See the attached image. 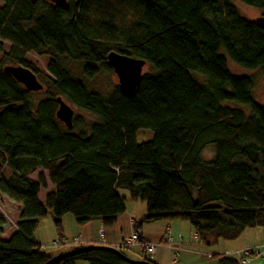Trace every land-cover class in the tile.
<instances>
[{
    "label": "trees",
    "instance_id": "trees-1",
    "mask_svg": "<svg viewBox=\"0 0 264 264\" xmlns=\"http://www.w3.org/2000/svg\"><path fill=\"white\" fill-rule=\"evenodd\" d=\"M235 1L264 11V0H1L0 193L20 208L12 232L0 233V264H130L104 248L49 253L33 240L48 212L58 229L65 214L78 225H112L125 211L121 190L144 202L133 221L140 241L142 225L160 219L188 221L205 245L264 227V106L252 96L253 77L229 68L264 76V29ZM110 52L150 68L130 97L117 87L107 95L87 89L83 79L112 70ZM31 54L47 58L50 86L37 103L3 70L22 65L37 77ZM58 97L95 120L75 116L65 128L55 117ZM207 147L213 156L205 160ZM43 172L51 189L41 200Z\"/></svg>",
    "mask_w": 264,
    "mask_h": 264
},
{
    "label": "rangeland",
    "instance_id": "rangeland-1",
    "mask_svg": "<svg viewBox=\"0 0 264 264\" xmlns=\"http://www.w3.org/2000/svg\"><path fill=\"white\" fill-rule=\"evenodd\" d=\"M234 4L236 5L238 11L240 12L241 15H243L245 18L249 19V20H254L256 17L262 16L264 15V11L247 6L245 4H243L240 1H235ZM0 6H1V0H0ZM28 58L31 59L34 62V65L37 67L38 71H39V75L37 76L38 81L45 87H49L50 83L48 82L47 78L45 77V65H46V57H38L35 55H28ZM67 68L70 70V72L77 77L82 78V74L80 72V67L78 64L76 63H69L67 65ZM229 68L230 70L237 75H249L253 77L254 80V85L252 87V96L255 100V102H257L258 104L264 106V76L258 71V70H253V71H247L244 70L236 65H234L233 63L229 62ZM143 73L149 72L150 68L149 66H144L142 68ZM196 78H198V80L200 82H203L202 77H197V75H195ZM87 89L88 90H92V91H96L99 92L103 95H107L108 93H110V91L114 88L117 87L118 85V80L116 75L114 74V72L111 70L110 72H100L98 73L93 79H83ZM45 97V93L44 90L41 91H36V92H32L31 95V100L33 103H37L38 101L42 100ZM63 101H65L72 109H73V117L75 116H81L82 118H84V120L87 121H93L95 120V117L92 116L91 114L85 112L84 110H81L79 108H77L76 106H74L67 98L63 97L62 98ZM225 104L227 105H232L235 107H239L241 109H243L245 111L246 114L249 113V110L242 105L236 104V103H232V102H226ZM62 124V123H61ZM63 125V124H62ZM64 126V125H63ZM65 127V126H64ZM66 128V127H65ZM213 156V149L212 147H207L203 153H202V158L207 160L210 159ZM40 170H37L35 172H33L32 174H30L28 177L36 180L37 179V175L38 172ZM45 178H46V172H43ZM8 175V172H6V170L4 171V177H6ZM51 189V185L49 184V182L47 181L46 178V187L44 189H40V193L38 195L39 199H43L44 195ZM120 194L125 198L124 202H125V207L129 210V212L138 215L139 216V212L140 210H145V205L144 202L140 201V200H132L129 197V194L126 190H121ZM8 198H6L5 196H3L0 193V214H4V217L6 218L3 222L2 225H4V227L6 228L4 231L0 230L1 236H4V234L2 233H6L9 232L10 230H12V225L11 223H16L17 219H18V212L15 209L14 205L10 202H8ZM11 201V200H10ZM163 221H167V220H161ZM160 220L157 221H153L150 223H145L144 224V228L147 229H152L153 227H157L158 225H160L162 222ZM175 221V223H180V226H178L177 228V224H176V228L177 230L180 231V238H182L183 242H185V246L183 248H190L193 250V245L194 243H199V239L198 237L194 236V232L192 227L190 226L189 222L186 220H173ZM171 222V221H169ZM65 223V224H64ZM76 221L74 219V217L71 214H66L61 222L62 225V230H61V234L64 237H70L71 233L73 232L74 226ZM3 227V226H2ZM259 229H264L263 227L259 228ZM247 231H249L251 233V230H249V228H246V233H248ZM9 234V233H8ZM6 234V235H8ZM246 235V236H244ZM260 239L256 241V245L255 246H263L264 245V232L261 235L260 234ZM33 237L35 239V242L37 244H42V245H50L52 243L53 240L58 239L59 237H61L60 235V231L58 230V228H56V226L53 223L52 217L50 212H48L46 214V216H44L43 218L39 219L34 231H33ZM243 237H247V234H241V236L235 238V239H218L217 242L215 244H211V245H202V247H205V249L207 248L206 252H183V251H178V254L176 256V261L173 262V264H215V260L212 258L211 251H215L216 249L219 250L216 253H222L224 252L223 250L228 249L231 250L229 248H232L238 244H240L243 240ZM190 245V247H189ZM69 248H65V247H59L57 249H51L50 247L45 248L44 251H47L49 253H63V252H67ZM244 249V248H243ZM242 250V249H241ZM121 251L129 258L134 259V256L127 251V249L121 248ZM160 251V249H159ZM158 251V252H159ZM240 251V250H238ZM167 256L169 258V256L173 258V251H171V255H169V252H167ZM225 254L231 255L233 257L238 258V254L237 251H229ZM147 256L149 260H151L153 254H149ZM171 260V258L169 259ZM76 264H88L85 261H77ZM248 264H264L263 259H257V260H253Z\"/></svg>",
    "mask_w": 264,
    "mask_h": 264
},
{
    "label": "crops",
    "instance_id": "crops-1",
    "mask_svg": "<svg viewBox=\"0 0 264 264\" xmlns=\"http://www.w3.org/2000/svg\"><path fill=\"white\" fill-rule=\"evenodd\" d=\"M8 202L14 205L17 212L19 211L20 204H17L10 200H8ZM131 212H129V210L125 207V211L117 215L113 224L110 226H104L100 219H91L81 225H78L77 223H75L76 225L74 226L73 232L71 233V236L69 238L62 236L61 234L62 225H61V228L58 229L60 231L61 238H64L65 240H68L69 242L72 240L73 237L78 238L77 243L75 244L73 243L72 245H65L61 247L69 248L68 250H70L72 247L77 246V245H81V246L105 245V246H111V247H116V248L117 247L124 248L121 246L123 238L129 236L134 231L133 221L135 219H138L142 214H144L145 210H140L139 216ZM65 215H63V217L61 218V222ZM161 220H166V219H160V221ZM173 220H179V219H171V220H167L163 222L161 221L162 223L160 225H158L157 227H153L152 229L144 228V224H145L144 223L140 229V236H141L142 241L158 243L156 251L153 253V256L151 258V261L155 264H173V262L176 261V256L179 250L183 252L194 251L197 253H200V252L204 253L207 251V248L205 249V247H202V245L204 244H202L200 240H199V243H194L193 250L190 248H187V246L186 248H183L185 246V242H183L182 238H180V231L177 230L178 226H180V223H175V221ZM176 224H177V228L175 227ZM12 228L14 229V227ZM259 228L261 227L249 228V230H251V233L249 231H247L248 233H246V229H244L241 232V234H247V237H243V240L240 244L232 248H229L231 250L224 249L223 250L224 252L222 253H227L229 251H238L243 248L255 246L256 241L259 240L261 237L260 234L262 235L264 232V229H259ZM5 229L6 228L4 227V225L0 224V230L4 231ZM12 230L6 233H2V234H5V235L8 233L10 234ZM167 231L173 238L172 247L162 244L160 242L161 239L167 233ZM241 234L239 236H241ZM33 240L35 241L34 237H33ZM124 249H127V251L130 252L134 256V259L143 258V252L138 245H135L130 248H124ZM171 251H173L174 253L173 258L172 256L171 257L169 256L168 258L167 252H169V255H171ZM217 251L219 250L216 249L215 251L214 250L211 251L210 255L216 254ZM148 257L150 256H147V258ZM170 258L171 260H169Z\"/></svg>",
    "mask_w": 264,
    "mask_h": 264
},
{
    "label": "water",
    "instance_id": "water-1",
    "mask_svg": "<svg viewBox=\"0 0 264 264\" xmlns=\"http://www.w3.org/2000/svg\"><path fill=\"white\" fill-rule=\"evenodd\" d=\"M49 1L56 5H60L65 2V0ZM253 21L257 27L264 29V15L256 17ZM107 63L118 78L119 92L125 97L132 96L142 79L141 71L145 61L143 59L122 55L116 52H110L107 55ZM3 70L10 74V76L19 84H21L28 92L41 91L44 88L43 85L38 81L35 74L30 69L22 65H5ZM56 104L57 108L55 111V117L61 121L67 129H70L72 127L73 110L60 97L56 98ZM89 248H104L113 251L117 253L124 261L130 264H150L143 259H131L122 254L118 249L105 245H91L78 250H85ZM44 264H48V262Z\"/></svg>",
    "mask_w": 264,
    "mask_h": 264
},
{
    "label": "built area",
    "instance_id": "built-area-1",
    "mask_svg": "<svg viewBox=\"0 0 264 264\" xmlns=\"http://www.w3.org/2000/svg\"><path fill=\"white\" fill-rule=\"evenodd\" d=\"M195 237H197L196 234H194ZM61 238V237H59ZM58 240H53L52 244L53 246H57ZM162 244L168 245L172 247L173 245V238L168 233L165 234V236L160 241ZM201 242V241H200ZM135 245H138L142 252L143 256H147L149 254H153L156 251V248L158 246V243L148 242V241H140L136 232L133 231L129 236L124 237L121 243V246L124 248H130ZM48 246L46 245L45 248ZM44 248V249H45ZM238 254V261L240 264H248L253 260L257 259H263L264 261V245L263 246H252L244 248L240 251H237Z\"/></svg>",
    "mask_w": 264,
    "mask_h": 264
},
{
    "label": "bare ground",
    "instance_id": "bare-ground-1",
    "mask_svg": "<svg viewBox=\"0 0 264 264\" xmlns=\"http://www.w3.org/2000/svg\"><path fill=\"white\" fill-rule=\"evenodd\" d=\"M144 67V66H143ZM113 71V70H112ZM142 75H143V71H141ZM115 74V73H114ZM116 75V74H115ZM117 77V76H116ZM118 80V78H117ZM117 88H118V85H117ZM137 88V87H136ZM72 109V108H71ZM73 110V109H72ZM57 119V118H56ZM58 120V119H57ZM73 120V119H72ZM59 121V120H58ZM61 122V121H60ZM62 123V122H61ZM63 124V123H62ZM64 125V124H63ZM65 126V125H64ZM6 218L4 217V214H0V224H3L4 221ZM12 227L15 228L16 226V223H11ZM195 234V233H194ZM58 240V244L57 246H53V244L51 243L50 245H47L48 247H50L51 249H55V248H59L61 246H65V245H72L73 243H77L78 242V238L77 237H73L72 240L69 242L68 240H65L64 238H58L56 239ZM46 245H42V244H39V247L40 249L44 250ZM77 246H81V245H77ZM47 247V248H48ZM144 257V256H143Z\"/></svg>",
    "mask_w": 264,
    "mask_h": 264
}]
</instances>
